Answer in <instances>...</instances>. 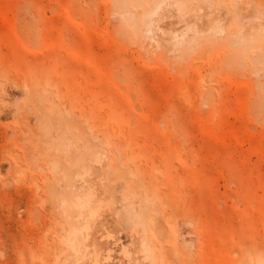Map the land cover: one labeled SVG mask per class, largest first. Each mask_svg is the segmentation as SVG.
I'll return each instance as SVG.
<instances>
[{
	"label": "rangeland",
	"instance_id": "rangeland-1",
	"mask_svg": "<svg viewBox=\"0 0 264 264\" xmlns=\"http://www.w3.org/2000/svg\"><path fill=\"white\" fill-rule=\"evenodd\" d=\"M264 264V0H0V264Z\"/></svg>",
	"mask_w": 264,
	"mask_h": 264
},
{
	"label": "bare ground",
	"instance_id": "bare-ground-1",
	"mask_svg": "<svg viewBox=\"0 0 264 264\" xmlns=\"http://www.w3.org/2000/svg\"><path fill=\"white\" fill-rule=\"evenodd\" d=\"M114 2L115 5L117 4H126V0H112ZM97 264V263H96Z\"/></svg>",
	"mask_w": 264,
	"mask_h": 264
}]
</instances>
